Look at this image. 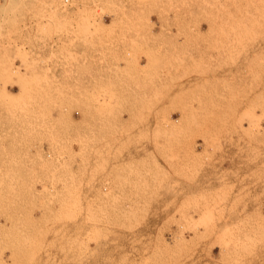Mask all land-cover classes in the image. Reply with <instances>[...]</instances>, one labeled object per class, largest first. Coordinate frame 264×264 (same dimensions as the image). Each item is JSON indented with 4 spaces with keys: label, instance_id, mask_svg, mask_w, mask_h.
I'll return each instance as SVG.
<instances>
[{
    "label": "rangeland",
    "instance_id": "374dc122",
    "mask_svg": "<svg viewBox=\"0 0 264 264\" xmlns=\"http://www.w3.org/2000/svg\"><path fill=\"white\" fill-rule=\"evenodd\" d=\"M0 264H264V0H0Z\"/></svg>",
    "mask_w": 264,
    "mask_h": 264
},
{
    "label": "crops",
    "instance_id": "0c3cea01",
    "mask_svg": "<svg viewBox=\"0 0 264 264\" xmlns=\"http://www.w3.org/2000/svg\"><path fill=\"white\" fill-rule=\"evenodd\" d=\"M73 13H75V12H71V14H73ZM114 18H115L114 15L107 16L106 17L107 24L110 25L111 20H113ZM152 18L155 19V17H153V16H152ZM47 53L50 54L49 51ZM63 66H64V64L62 61H57V60L49 61L47 64V67L52 70L49 75L50 76L56 75L57 77H61ZM88 66H89V68H95V66H97V64H89Z\"/></svg>",
    "mask_w": 264,
    "mask_h": 264
},
{
    "label": "bare ground",
    "instance_id": "6f19581e",
    "mask_svg": "<svg viewBox=\"0 0 264 264\" xmlns=\"http://www.w3.org/2000/svg\"><path fill=\"white\" fill-rule=\"evenodd\" d=\"M17 74V73H16ZM19 82V81H18Z\"/></svg>",
    "mask_w": 264,
    "mask_h": 264
}]
</instances>
